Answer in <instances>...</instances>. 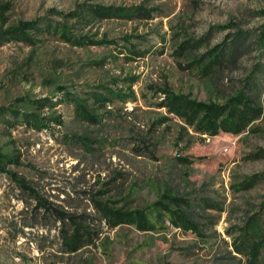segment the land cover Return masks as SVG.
I'll list each match as a JSON object with an SVG mask.
<instances>
[{
  "label": "rangeland",
  "instance_id": "1",
  "mask_svg": "<svg viewBox=\"0 0 264 264\" xmlns=\"http://www.w3.org/2000/svg\"><path fill=\"white\" fill-rule=\"evenodd\" d=\"M94 7L150 17L94 18ZM36 21L32 44L9 37ZM263 27L264 0H0V153L29 188L0 174V264H264ZM236 36L231 62L203 73ZM164 87L218 104L242 93L260 116L238 135H198L156 108ZM106 208L140 211L153 229L110 226ZM59 213L91 244L66 251Z\"/></svg>",
  "mask_w": 264,
  "mask_h": 264
},
{
  "label": "trees",
  "instance_id": "2",
  "mask_svg": "<svg viewBox=\"0 0 264 264\" xmlns=\"http://www.w3.org/2000/svg\"><path fill=\"white\" fill-rule=\"evenodd\" d=\"M132 12L126 14L125 12L128 10L123 9H113V8H100L94 7L92 10L90 9V13L93 17L99 18H119V19H127V18H149L148 15L149 10H143L139 7L135 9H131ZM81 13V12H77ZM84 18V16H82ZM92 17V19H93ZM91 19V18H90ZM38 21L36 22H24L20 23L15 28H9L7 32L9 33V37L11 39L24 42L27 44H32L33 40L27 37L25 31L28 29L37 30ZM47 31H49L50 26H46ZM264 33V27L263 31ZM50 33L57 34L60 39L65 42H70L74 44V40L71 41L69 36H65L66 32L59 31L56 28H52ZM262 33V34H263ZM261 34V39L262 38ZM239 40V36H236L231 43L228 53L223 55V52H219L218 54L212 56V58L208 61V63L202 68V72L206 73L208 71L215 72L219 67L225 65V63L231 62V59L235 57L237 51V43ZM81 41V40H80ZM81 43V42H80ZM186 42L180 43L176 48L177 51L183 52L184 46ZM211 69V70H210ZM264 71V69H262ZM132 84L130 83L129 86ZM160 94H162V100L156 104V108L164 109L166 114L172 115L176 118L181 124L182 128L189 129L192 133L198 135H206L209 137H213L217 135L219 132L228 133L231 135H238L246 129V127L256 120L260 116V106L254 102L251 98L246 97L242 93H237L234 96L227 99L223 104H218L213 101H195L191 100L188 97L175 94L170 92L167 88L161 89ZM257 92L254 91V95L256 96ZM118 97L122 98L123 95L119 94ZM132 99L133 94H130ZM74 106V115L80 119L84 120L88 123L95 122L93 114L87 110V104L80 102L78 100L71 101ZM104 104V102H103ZM102 104V105H103ZM26 125L32 127L33 129L39 130L40 128L46 129L47 125L42 124L39 120L34 117H27L25 120ZM50 121L60 125V119L53 118ZM161 123V122H160ZM157 124V123H156ZM159 124V123H158ZM81 143L84 147H87L85 143H88V140L85 138H81ZM188 146V144L186 145ZM16 157L11 156L9 154L0 153V174H6L10 176L13 182L17 185L19 189L29 190V188L24 184V181L21 178L15 177L12 172L6 171L5 168L11 164H15ZM167 200L175 201L176 198L172 196L170 193H167L164 196ZM161 204L159 201L156 205ZM39 205H43L40 204ZM44 206V205H43ZM262 206L264 207V197L262 199ZM102 213L106 222L110 224V226H115L117 224H134L137 228L143 229L142 227L146 226L148 229H153L151 225L146 223V216L140 211H131V212H123V211H115L112 210ZM73 215H67L63 213H59V217L57 218L58 222H61L62 226L60 228V237L62 240V245L64 249L68 252H74L79 249L83 245L91 244V234L87 231V228L82 224V221L78 219L75 220L72 218ZM178 218L182 222H185V218L182 213H178ZM237 253L239 250L234 248ZM251 256L254 254V250L252 247L248 248ZM253 263V262H252Z\"/></svg>",
  "mask_w": 264,
  "mask_h": 264
}]
</instances>
